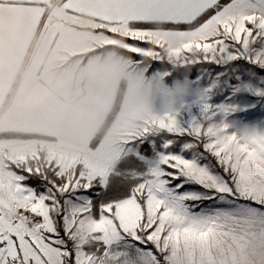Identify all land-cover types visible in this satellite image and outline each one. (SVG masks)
<instances>
[{
	"label": "snow or ice",
	"instance_id": "snow-or-ice-1",
	"mask_svg": "<svg viewBox=\"0 0 264 264\" xmlns=\"http://www.w3.org/2000/svg\"><path fill=\"white\" fill-rule=\"evenodd\" d=\"M0 264H264V0H0Z\"/></svg>",
	"mask_w": 264,
	"mask_h": 264
}]
</instances>
